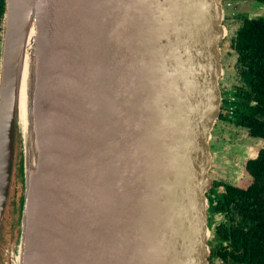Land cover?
<instances>
[{"label":"water","instance_id":"95a60500","mask_svg":"<svg viewBox=\"0 0 264 264\" xmlns=\"http://www.w3.org/2000/svg\"><path fill=\"white\" fill-rule=\"evenodd\" d=\"M240 3L5 0L0 237L16 126L25 187L13 264H209L223 21Z\"/></svg>","mask_w":264,"mask_h":264},{"label":"trees","instance_id":"16d2710c","mask_svg":"<svg viewBox=\"0 0 264 264\" xmlns=\"http://www.w3.org/2000/svg\"><path fill=\"white\" fill-rule=\"evenodd\" d=\"M232 1L239 0H224L225 3ZM252 2L250 6L264 7V0ZM3 8L4 0H0V12ZM232 14L242 18L235 36L231 38V45L248 89L236 87L233 92L236 110L232 118H228L235 125L248 129L252 137L264 140V16L249 17L245 13H233L226 7L225 17L230 18ZM245 167L253 180L247 188L216 181L209 193V218L216 212H222L233 223L229 230L221 225L214 231L216 235L228 238L230 243L227 246L232 249L224 251L216 244L214 253L224 263L264 264V147L256 158L247 161ZM220 185L224 186L225 192L214 203L210 194H218Z\"/></svg>","mask_w":264,"mask_h":264},{"label":"rangeland","instance_id":"374dc122","mask_svg":"<svg viewBox=\"0 0 264 264\" xmlns=\"http://www.w3.org/2000/svg\"><path fill=\"white\" fill-rule=\"evenodd\" d=\"M233 13H245L249 17H255L257 15H264V7L259 6L255 8L248 4L240 3L239 6H235L231 10ZM233 16V14H232ZM223 23L227 27V34L225 39L222 41V65H223V74L220 78L222 80V86L230 87L234 82V62L236 58L235 51L231 47V38L234 36L236 29L241 24V20L235 17H230L224 19ZM218 124V122H217ZM216 124V125H217ZM17 151V154H16ZM23 166V142L20 128L16 126L15 128V156L13 161V169L11 175V183L8 190V198L6 200V205L3 213V227L1 229L0 237V264H6V259L9 258L8 263L13 264L18 258L19 253V239H20V227H21V214L17 211H14V208L17 207L18 198L25 193L24 179H23V170H19V166ZM215 168V167H214ZM221 168V169H220ZM225 167H218L212 171L213 178L217 180L231 181L237 185H246L250 181L245 174L244 164L237 162L230 173L227 172ZM222 170V171H221ZM216 171V174H215ZM228 173V174H225ZM214 174V175H213ZM22 212V211H21ZM16 224L13 225L11 219L16 220ZM20 221V222H19ZM214 223H212L213 225ZM12 227L14 229H12ZM5 230V231H4ZM5 242H4V240ZM213 240V234L210 236V242ZM6 250L9 251V256L6 257ZM216 264L218 262L216 261Z\"/></svg>","mask_w":264,"mask_h":264},{"label":"flooded vegetation","instance_id":"af4514ba","mask_svg":"<svg viewBox=\"0 0 264 264\" xmlns=\"http://www.w3.org/2000/svg\"><path fill=\"white\" fill-rule=\"evenodd\" d=\"M250 1H252V0H250ZM4 10H5V0H4L3 11L0 12V34L2 32V21H3ZM257 16H259V15H257ZM262 16H264V15H262ZM231 17H232V19H233V17H235L237 19H240L241 23H242V18L241 17H236V15L235 16H231ZM234 36H235V34H234ZM231 47H232V45H231ZM221 48H222V42H221ZM235 54H236V52H235ZM234 71H235V74H234V78H235L234 82L235 83H233L232 86H230V87L222 86V84H221L222 80H220V88H221V91H222L223 100H222V104H221V114H220V117L218 119V123L220 125L223 124L224 126H221L220 136H219L218 139H216V141L218 143L222 141V143H224V144H226L228 142H231L232 151H237V154L231 156V158H230V163L232 165V168L237 162L243 163L244 164V169H245V174H247L246 176L248 177V180L250 182L248 184L242 186V185H237V184H235V183H233L231 181H228V180L227 181H225V180H217L214 177L212 186L207 192L208 200H209V193L212 190L213 185H214V183L216 181L227 182V183L233 184L235 186H238L240 188H247L252 183L253 180H252V177L249 175V173L246 170V167H245L246 163H247L248 160L256 158L258 156L260 150L264 147V140H262L260 138L252 137L249 134L248 129L241 128V127L235 125L228 118V117L232 118V116L234 114V111L236 110L235 109L236 108L235 107L236 104L234 103L235 96L233 94V92L236 91V87L239 86L241 88L248 89V84H246L244 82V80L242 78V75L239 72L238 67H237V54H236V58H235V62H234ZM224 112H228L226 114H228L229 116L224 114ZM223 115L226 116V117L224 118ZM243 136L244 137L247 136L248 138L255 140V141H252V145L251 146H247L246 147L249 150L246 154L241 151L240 147L237 148V145H241L242 143H244V140H243L244 138H242ZM16 154H17V151H16ZM245 156H248V157H245ZM223 164H224V162L223 163H216V165H218V167H223ZM216 165L213 166V169L211 170V172L214 169H216ZM19 170H22L21 165L19 166ZM228 173H230V172H228ZM228 173H225V174H228ZM215 174H216V171H215ZM217 192H218V194H210V197H212V199L214 200V203H216L217 197L225 192L224 186L223 185L218 186ZM23 199H24V194H22L18 198L17 207L14 208V211L18 212L19 217H20V214H21V211H22ZM210 218H211L209 220L210 223L211 224L214 223L213 224V229L214 230L212 232L213 240H211V242H209V245H210V248H211V253L209 255V264H216V261L218 262V264H229V263H224L223 260L219 256L217 257L216 254L214 253V250H215V245L216 244L219 245V247H223L224 249H222V250H224V251L227 250V249H230V248L232 249L231 246H227V244L230 243V241H229L228 238L216 235L214 231L218 227H220L221 225H224L229 230L233 223L231 221H229L228 218L226 217V214H224L222 212H216ZM18 219L19 218H17L16 220L11 219V222L13 223V225L16 224V221H18ZM235 223H236V221H235ZM12 229H14V228L12 227ZM4 242H5V240H4ZM0 254H1V252H0ZM7 256H9V251L8 250H6V257ZM7 260H9V258L6 259V264H9Z\"/></svg>","mask_w":264,"mask_h":264},{"label":"bare ground","instance_id":"6f19581e","mask_svg":"<svg viewBox=\"0 0 264 264\" xmlns=\"http://www.w3.org/2000/svg\"><path fill=\"white\" fill-rule=\"evenodd\" d=\"M34 47V30L31 29L26 40L25 45V55H24V63L21 71L19 89H18V107L19 113L18 118L20 122V127L24 134L25 129L27 130L28 120H27V104H28V92H27V77L29 74V64L33 53ZM29 130L26 132V140L28 139Z\"/></svg>","mask_w":264,"mask_h":264},{"label":"crops","instance_id":"0c3cea01","mask_svg":"<svg viewBox=\"0 0 264 264\" xmlns=\"http://www.w3.org/2000/svg\"><path fill=\"white\" fill-rule=\"evenodd\" d=\"M221 126H224L223 124H217L214 128L213 131V139H212V146H213V150H214V162H213V166L216 165V163H223V166L225 167L224 169L227 170V172L231 171L232 165L230 163V158L233 155L237 154V151H232V144L231 142H228L226 144L221 142H217L216 139L219 138L220 136V130H221ZM244 138V143H242L241 145H237V148L240 147L241 151L244 152L245 154L249 151L246 147L247 146H251L252 145V141H255L253 139L246 137H242ZM241 156V155H240ZM248 157V156H245Z\"/></svg>","mask_w":264,"mask_h":264}]
</instances>
